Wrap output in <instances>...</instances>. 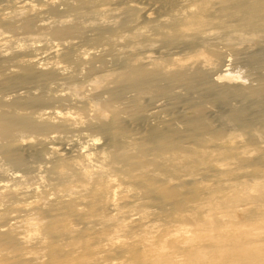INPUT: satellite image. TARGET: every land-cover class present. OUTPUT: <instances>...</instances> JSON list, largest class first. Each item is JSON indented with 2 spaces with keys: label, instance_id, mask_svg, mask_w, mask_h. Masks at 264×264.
Listing matches in <instances>:
<instances>
[{
  "label": "bare ground",
  "instance_id": "obj_1",
  "mask_svg": "<svg viewBox=\"0 0 264 264\" xmlns=\"http://www.w3.org/2000/svg\"><path fill=\"white\" fill-rule=\"evenodd\" d=\"M123 1L0 5V264H264V0H153L131 50Z\"/></svg>",
  "mask_w": 264,
  "mask_h": 264
},
{
  "label": "rangeland",
  "instance_id": "obj_2",
  "mask_svg": "<svg viewBox=\"0 0 264 264\" xmlns=\"http://www.w3.org/2000/svg\"><path fill=\"white\" fill-rule=\"evenodd\" d=\"M29 0H0V5L3 4V3H12V4H15V5H24L26 2H28ZM33 2L36 3V7L38 9H42L44 8L43 6H39V2L40 0H32ZM130 1V2H129ZM146 5V6H152V8H155V6H153V0H125L123 1V4H116V5H109V4H105V5H102L101 7V10L99 11L100 12V15H101V24L103 23H106V22H117V25H116V32L117 34H119V38H118V42L122 45L121 46V49L122 50H131L134 46V40H132V38L130 37V34H137L138 36H140L143 41H145V43L147 42L145 40V29H144V24L143 22L145 21V13L143 12V9L142 7ZM178 5V2L175 1V0H172V6H176ZM120 8H123L125 10H127L126 14L125 15H122L120 12H119V9ZM39 16L42 17V18H45V19H51L52 16H51V13L46 9H42L39 11ZM207 17H210L207 16ZM124 25H126V29L124 30ZM220 32H222L221 29H219ZM108 33L105 32L103 33L102 36L104 35H107ZM226 36L222 35L220 37V39H224ZM102 42V41H100ZM99 41H95L90 47L89 49L97 46V44L100 43ZM253 48V47H251ZM255 49V47H254ZM247 50L246 52H243V54L237 58H235L234 56L233 59H236L235 61L234 60H231L230 62H226V63H230L231 64V68H233L234 71H239L241 72L240 74L241 75H244L246 73V68L243 67L240 63L242 61L243 58H246L247 56ZM259 56L257 55V58H258V67L261 71H263L264 73V51L261 52V50L259 51ZM232 59V58H231ZM226 60V58H225ZM234 62V63H233ZM238 62V63H237ZM239 64V65H238ZM242 66V67H241ZM247 82H252V83H255L251 78H248L246 80V83ZM161 99L160 101H158V98H155L156 101V104L159 105L160 103V106L156 109V111H158L160 113V116L162 118H170V117H176V116H179L181 114V111L183 110H180V109H173L172 107L168 106L165 101V99H162V98H159ZM155 100L152 102V105H155ZM164 100V101H163ZM57 111H65L64 109H57ZM218 111V110H216ZM128 146V153H131L132 155H136V154H140L138 152L139 150V147H135V148H132V145H124V148H126ZM110 149L112 150L113 147H110ZM96 158H99V155H97ZM70 168L66 170V172L68 173H71L72 171L76 170L78 168V165L76 164H72L69 166ZM55 172L51 173L50 176L53 178V182L56 183L58 181V175L60 173V169L57 168L54 170ZM78 189H80L78 187ZM204 190V192H207L208 189H202ZM121 192V191H120ZM198 193H200V190L196 191ZM112 193V190L109 189L106 191V195L107 196H110ZM206 195H204L203 193L200 195V197H204ZM117 203H119L120 205H123L125 206V208L123 209H120L121 211H127V207L129 206H132L135 210L133 211L134 212V217H143L144 219H149L151 222H157L155 223V225L159 224V217L157 216V212H156V208L154 207V203L152 201H146V199L143 197V196H136L134 197L131 201H128V200H119L117 199L116 201ZM109 207V209L112 208V201L109 202L107 201L106 203ZM169 212V211H168ZM111 214V213H109ZM63 217H57L53 220V222L55 223H58L59 225H62V224H66V220H63ZM69 220L72 221V225L71 227H77L78 224H82L83 222H77L76 220L74 219H70L68 218ZM168 219V218H167ZM257 226L260 228V233L261 235L259 236H250V239H253V240H257V241H261L264 243V223L263 222H256ZM98 226L97 222H96V227ZM143 226L140 227L143 228ZM155 229H162L161 226L159 227H156ZM160 232V231H158ZM128 239H130L132 237V235H128L127 236ZM47 264H52L51 260L49 259L48 260V263Z\"/></svg>",
  "mask_w": 264,
  "mask_h": 264
}]
</instances>
